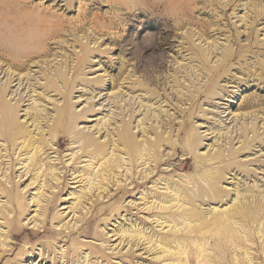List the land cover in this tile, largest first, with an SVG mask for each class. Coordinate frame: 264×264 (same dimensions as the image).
Segmentation results:
<instances>
[{
	"label": "rangeland",
	"instance_id": "obj_1",
	"mask_svg": "<svg viewBox=\"0 0 264 264\" xmlns=\"http://www.w3.org/2000/svg\"><path fill=\"white\" fill-rule=\"evenodd\" d=\"M0 102L51 132L35 156L0 138V264H264V216L222 241L179 200L220 171L204 219L264 205V0H0Z\"/></svg>",
	"mask_w": 264,
	"mask_h": 264
},
{
	"label": "bare ground",
	"instance_id": "obj_2",
	"mask_svg": "<svg viewBox=\"0 0 264 264\" xmlns=\"http://www.w3.org/2000/svg\"><path fill=\"white\" fill-rule=\"evenodd\" d=\"M7 63V62H6ZM9 67V66H8ZM19 75V74H18ZM17 75V76H18ZM8 77V76H7ZM13 78H9L8 81H6V87L3 88L1 87L2 90V96H5L7 89H9L8 87L12 84ZM53 80V79H52ZM8 82V83H7ZM53 82V81H52ZM54 83V82H53ZM8 93V92H7ZM39 98V97H38ZM6 101V100H5ZM10 103V102H9ZM19 104H17L18 106ZM17 106H11L10 104H8L7 102H0V138H2L6 144V146H10L12 149L11 150H18V157L22 156L24 154L25 151H27L28 149H31L33 151H36L34 153H37L38 150V145H43V143L41 144V141L43 142L45 139L42 137V135L44 133H48L46 131L49 130H41L40 128H37V130H41L43 131V133L39 132L35 135L32 134V131H29L26 127L24 128L20 122H18L19 118H18V109L16 108ZM65 106V105H63ZM67 106V105H66ZM61 109V108H60ZM35 114L32 118L33 119V123H37L36 126L40 125L39 123H41L38 119L41 118V114L39 115V111H37V108H35ZM88 111V110H87ZM39 112V113H38ZM71 112V111H70ZM70 114V113H69ZM79 114V113H78ZM66 115V114H65ZM64 115V109L57 111L56 113V117L53 119L52 121V127H56L63 121L65 126L68 129H71V131H69V135H72V137L70 138L71 141L73 143H79L80 144V148L82 150H87L90 147H94L92 156H89L90 158L97 160V162H99L101 159L100 157H104L105 151L104 149L106 148L105 146H99L97 143V141L90 136L89 134H83L82 131H75V127L77 126V124L79 122H81L83 120L82 117H85L84 115L81 117V115H69V117H65ZM43 118V117H42ZM45 119V118H44ZM41 120V119H40ZM43 121V120H41ZM45 123V122H44ZM42 124V123H41ZM44 126V125H43ZM40 127V126H39ZM46 127H50L48 124L46 125ZM51 128V127H50ZM55 128V129H56ZM51 130V129H50ZM52 131V130H51ZM68 131V130H67ZM50 132V131H49ZM51 133V132H50ZM51 135V134H49ZM44 136V135H43ZM131 136V135H130ZM129 136L128 132L124 130V132H122V134L120 135V138L118 139V141H120V144L124 147H128L130 145H133V140L132 138ZM42 138L44 140H42ZM50 138H52V136H50ZM134 139V138H133ZM53 140V139H52ZM51 140V141H52ZM2 141V140H1ZM53 142V141H52ZM61 145V144H60ZM20 147V148H19ZM133 147V146H132ZM136 147V146H135ZM43 147H41L42 149ZM79 148V149H80ZM132 149V148H131ZM130 149V150H131ZM137 149V148H136ZM135 149V150H136ZM9 150V149H8ZM133 150V149H132ZM23 151V152H22ZM30 151V150H29ZM40 151V150H39ZM134 152V150H133ZM16 153V152H15ZM23 153V154H22ZM132 153V152H131ZM27 153H25L26 155ZM136 154V153H135ZM138 154L135 155V161L138 159ZM32 156V155H31ZM132 156H134L132 154ZM23 157V156H22ZM131 157V156H130ZM137 157V158H136ZM209 157V156H208ZM208 160H212L214 157L208 158ZM32 158H34L32 156ZM31 159V158H30ZM98 159H100L98 161ZM140 159V157H139ZM35 159H33V161H35ZM32 161V160H31ZM38 162V161H37ZM35 162V163H37ZM40 162V161H39ZM109 162V161H108ZM19 164V163H18ZM22 164V163H21ZM34 167H37L38 164H32ZM108 165V164H107ZM106 165V167H107ZM101 166V165H99ZM110 167V166H109ZM108 168V167H107ZM111 170V169H110ZM37 171V170H36ZM102 171V170H101ZM104 172V171H103ZM102 172V174H103ZM222 172L218 171L217 175L214 178V183L210 184L208 187V190L206 189H202L200 191V195L196 196L194 195L193 197H190L187 195L186 192H184V197L183 199H179L182 202H187V204H190L192 207L189 210V217L186 218L188 220L190 219H195L197 220V222H199V225H201L204 228H210V230L212 231V233L214 234V236H216L217 238L222 239V241L227 240L229 237H231L232 239L236 238L237 232H235V230L232 228V224H233V217L236 216L237 218L240 219V221L242 223L247 222L248 220H251L252 222H256V219H258L259 217H263L264 216V205H262L261 203L254 205L251 204H247V203H240L237 204L236 206H234L231 209H227L223 212H221L220 214H212L210 219H204L203 213L201 211H198L196 209H194V204L196 200L200 199V202L202 204H205V202L208 203H213L215 202V200L220 203L222 202V198L224 197V194L222 192V190L218 187V182L221 181V179L224 178V174H220ZM38 174V172H37ZM40 175V174H38ZM53 177V175H52ZM56 174H55V178L56 179ZM199 177L198 179H205L206 177L203 175L197 176ZM34 178V177H33ZM37 178V177H36ZM35 178V179H36ZM53 179V178H52ZM75 179V178H74ZM58 180V179H57ZM217 182V183H216ZM196 183V185H198V181L196 180L193 185ZM206 198V200H205ZM245 204V205H244ZM23 206V204H19L17 203V208L19 210H21V207ZM22 211V210H21ZM204 219V220H203ZM201 228V227H200ZM239 239V238H237ZM199 241V240H197ZM203 241V239H202ZM201 241V242H202ZM194 243L196 244L197 242L194 241Z\"/></svg>",
	"mask_w": 264,
	"mask_h": 264
}]
</instances>
